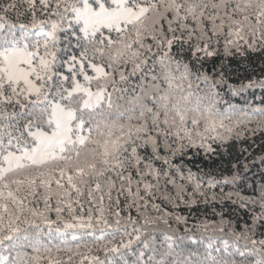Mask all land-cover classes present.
Returning a JSON list of instances; mask_svg holds the SVG:
<instances>
[{"label":"snow or ice","instance_id":"obj_1","mask_svg":"<svg viewBox=\"0 0 264 264\" xmlns=\"http://www.w3.org/2000/svg\"><path fill=\"white\" fill-rule=\"evenodd\" d=\"M0 264H264V0H0Z\"/></svg>","mask_w":264,"mask_h":264},{"label":"trees","instance_id":"obj_2","mask_svg":"<svg viewBox=\"0 0 264 264\" xmlns=\"http://www.w3.org/2000/svg\"><path fill=\"white\" fill-rule=\"evenodd\" d=\"M259 95H260V93L257 91V96H259ZM193 163H196V164H198V163H199V160H198V159H196V160H194V161H193ZM253 171H256V170L254 169Z\"/></svg>","mask_w":264,"mask_h":264}]
</instances>
